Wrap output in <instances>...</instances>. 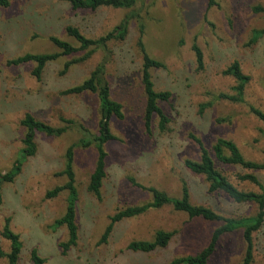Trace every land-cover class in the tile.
<instances>
[{"label": "rangeland", "instance_id": "rangeland-1", "mask_svg": "<svg viewBox=\"0 0 264 264\" xmlns=\"http://www.w3.org/2000/svg\"><path fill=\"white\" fill-rule=\"evenodd\" d=\"M0 7V172L6 173L24 148L25 128L21 121L33 115L53 127L67 126L63 120L82 124L97 132L99 99L94 94L63 95L82 83L102 61L97 52L86 62L62 73L65 63L84 55L62 56L45 68L41 80L33 76L35 64L8 65L26 54H54L59 49L50 37L77 42L66 33L77 27L88 38H99L114 29L129 13L102 8L96 12L73 11L62 0H9ZM144 0L136 9L146 30L143 42L147 53L162 62L164 68L151 71L155 89L170 92L160 107L170 123L164 132L156 117L147 133L144 124L146 97L142 84V55L137 46V22H131L123 43L112 44L107 64V79L112 98L122 104L125 119H114L111 129L115 141L106 146L107 177L102 199L88 191L97 153L93 146L77 148L74 171L78 202L76 207L78 244L65 251L66 228L54 229L67 207L68 192L53 199L46 194L66 184L60 173L65 169L67 149L81 134L70 129L59 138L37 134V154L24 162L22 173L12 184L2 187L0 203V246L9 251L2 236L6 219L23 244L20 264H32L36 249L47 264H169L172 260L196 255L211 239L219 224L191 220L171 207L151 211L144 216L115 225L106 240L103 235L110 217L117 211L150 200L146 187H155L172 196H180L185 180L195 204L212 208L225 217L255 215L253 204L238 203L222 193L210 194L203 176L191 173L184 162L199 161L200 150L193 137L210 151L216 167L241 191L260 192L257 185L241 181L240 176L254 174L264 185V171H247L238 166L220 164L212 152L218 139L233 141L247 160L264 163V122L251 113V107L264 112V36L252 43L253 33L264 29V14L253 11L264 7V0ZM203 54L199 68L193 46ZM238 62L250 77L243 103L215 98L234 95L236 80L223 72ZM212 103L202 110V106ZM158 230L174 232L169 246L151 254L128 249L135 240H151ZM254 264H264V224L254 235ZM245 244L241 231L223 236L208 264H241ZM0 264H7L0 260Z\"/></svg>", "mask_w": 264, "mask_h": 264}, {"label": "trees", "instance_id": "trees-1", "mask_svg": "<svg viewBox=\"0 0 264 264\" xmlns=\"http://www.w3.org/2000/svg\"><path fill=\"white\" fill-rule=\"evenodd\" d=\"M68 3L73 11L96 12L102 8L127 10L129 13L113 30L99 38H88L77 27L68 26L66 33L73 38L78 47H75L68 41L61 40L57 37H50L49 40L59 49V53L54 54H26L24 56L12 59L8 65L21 66L33 63L35 68L33 76L37 80H41L42 74L47 65L60 57L72 56L78 53H84L83 56L65 63L62 73L65 74L75 64L83 63L89 60L93 54L101 52L103 54L102 61L89 74V76L79 85L65 90L63 95H83L94 94L99 99V121L97 132L92 133L84 128L82 124L75 121L63 120L67 126L53 127L40 120L33 115L26 114L21 125L25 128V136L23 138L24 148L18 155L12 167L6 172H0V203H2V187L4 184H12L22 173L24 162L28 158L37 154L38 146L36 142L37 134H44L47 137L59 138L66 134L70 129L77 130L81 134L78 142L72 144L65 154V169L60 173L65 176L67 182L63 186L56 187L46 194L47 199H53L62 192L67 191V207L65 214L57 219L53 225L54 229L66 228L68 232V240L61 247L65 251L78 244V225L77 219V202L78 190L76 187V176L74 171V155L77 148H89L93 146L97 153L96 165L90 177L88 191L97 200L102 199V189L104 181L107 177V157L106 146L117 140L111 129V123L114 119L124 120L125 114L123 106L112 98V91L107 79V64L111 60L113 51L110 48L112 44L123 43L129 35L130 25L132 21L137 22L139 32L137 46L142 55V84L146 97V106L144 111V124L147 133L151 132L153 120L159 119V127L162 132L170 123L169 118L165 115L160 107L161 102H168L172 95L170 92H158L155 89L151 71L154 69L164 68V64L152 58L146 51L143 38L145 35V24L142 20L140 12L136 9L139 3L144 0H62ZM212 4V0L211 3ZM9 0H0V7H9ZM253 11L257 14H264V7L256 6ZM264 36V29L255 31L251 42L256 43ZM193 51L196 54L199 68L203 67V54L200 48L195 44ZM223 74L232 76L236 80V86L233 88L234 95L221 94L215 98L218 100H229L234 103H243L244 94L250 77L245 75L238 62H234ZM212 103L202 106V110L211 107ZM251 113L264 122V112L251 107ZM195 143L200 150V160H186L185 167L193 174L203 176L208 183L210 194L222 193L238 203L253 204L257 208L255 215L233 218L225 217L210 207L195 204L192 200L191 191L185 180H180V196L175 197L169 193L159 190L155 187H146L136 183L131 179L133 185L140 190L147 192L150 200L144 204L130 206L117 211L110 217V223L103 235V240L109 237L115 225L118 223L138 218L146 215L151 211L160 210L164 207H171L175 212L185 214L191 220H201L207 223L219 224L214 229L208 245L196 255L178 257L169 264H208L210 259L216 252L218 243L223 236L241 231L245 244L244 257L241 264H254L255 261V245L254 235L260 231L264 224V185L254 174H245L240 176L241 181H248L259 187L260 192L241 191L235 187L228 178L216 167L215 161L210 151L205 147L203 142L193 137ZM215 159L225 166H238L247 171H264V163H257L247 160L238 146L231 140L218 139L212 147ZM11 219H6L2 236L10 243L9 251H5L0 246V260H6L7 264H20L23 244L20 236L11 229ZM175 236L174 232L158 230L152 236L151 240H135L130 242L128 249L143 254H151L158 250L165 249L169 246ZM30 260L32 264H47V259L40 256L36 249L31 251Z\"/></svg>", "mask_w": 264, "mask_h": 264}]
</instances>
